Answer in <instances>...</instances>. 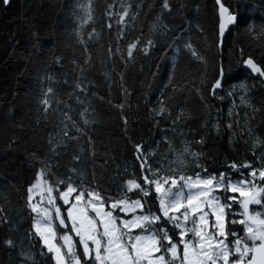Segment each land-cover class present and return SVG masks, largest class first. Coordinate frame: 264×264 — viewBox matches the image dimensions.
I'll return each mask as SVG.
<instances>
[{"label": "snow or ice", "instance_id": "obj_1", "mask_svg": "<svg viewBox=\"0 0 264 264\" xmlns=\"http://www.w3.org/2000/svg\"><path fill=\"white\" fill-rule=\"evenodd\" d=\"M11 3L0 0L4 7ZM64 7L71 23L67 35L82 49L79 58L72 57L70 68L66 69L65 57L56 53L63 33L50 24H32L26 43L13 37L28 64L35 61L39 68L33 132L39 134L36 125L42 120L56 119L46 140L29 137L22 143L13 136L0 148V200L10 204L7 193L18 187L30 220L21 233L19 222L0 206V247L16 253L18 264H37L36 246L40 264H264V211H250V206L264 209V131L249 125L257 115L264 117V103L256 107L251 101L254 88L264 90V50L259 58L245 57L243 48L236 55V47L229 43L233 33L264 37V0H212L208 17L201 15L203 5L193 9L191 0H159L148 33L140 30L131 38L129 25L141 16L147 18L153 5L145 0H106L104 27L109 35L115 31L117 39L106 48L100 75L109 95L116 88L123 98L106 102L119 112L123 135L130 142L132 122L126 110L132 107L133 90L127 84V70L138 66V57L164 58L170 69L158 95L149 99L148 77L155 78L157 72L149 69L145 74L140 66L147 119L152 124L148 131L158 130L159 139L153 140L156 147L151 151L143 141L132 142L133 171L117 167L116 175L107 181L102 174L97 177L98 161L102 159L99 166L107 169L115 157L106 147L101 146L103 151L97 147L89 127L95 124L90 97L97 95V85L89 78L94 71L89 44L99 40L100 33L93 27L87 40L82 34L85 25L96 20V0H71ZM198 41H203V47ZM192 62L203 67L199 82L178 85L177 74ZM154 67L158 71L160 65ZM53 69L63 74L62 81ZM67 89H71L68 99L79 107L58 98ZM181 90L188 93L185 107L191 99L202 109L198 116L186 113L185 107L173 113L169 92ZM18 94L13 91V98ZM240 107L251 111L241 117ZM10 114L16 128L24 130L23 120L16 121L14 112ZM195 119H200L205 133L215 130L219 135L223 126L230 143L243 119L242 135L247 137L244 143L251 144L253 159H232L225 162L224 171L209 173L203 152L205 134L194 141L201 146L198 151L185 141L176 154L179 167H173L168 161L171 140L185 130L193 134L189 125ZM24 173L31 175L24 178ZM113 184L115 193L110 191Z\"/></svg>", "mask_w": 264, "mask_h": 264}, {"label": "trees", "instance_id": "obj_2", "mask_svg": "<svg viewBox=\"0 0 264 264\" xmlns=\"http://www.w3.org/2000/svg\"><path fill=\"white\" fill-rule=\"evenodd\" d=\"M71 0H12L11 6L4 7L0 5V148L10 137H18L23 143L28 140L29 137H34L35 141H39L41 138L47 139L48 133L52 131L51 121L56 117H50L49 121H41V125H36V135L33 132L32 122L37 119V99L39 95V89L36 87L37 62L29 65L27 60L23 58L21 53L23 49L17 50L15 40H19L22 43H26L28 39V29L32 24H50L53 29H58L63 33L61 42L56 48V53L65 57L66 69L71 67V59L73 56L79 58L82 55L81 47L76 43L75 39L69 35L71 31V23L68 21V13L64 7L65 4L70 3ZM106 0H96V20L90 22L89 25H85L83 30V36L85 40L88 39V33L92 31L94 27L97 32L100 33V39L93 41L89 44V51L92 53V63L94 71L89 77L96 83L95 89L97 95L90 97V100L94 106L95 114L92 117L95 120V124L89 125L94 131L97 137V147L103 151L104 147L108 149L109 156L115 157V163L107 169L101 168L99 165L103 163V160L98 161L96 168L97 177L102 174L107 181L109 177L116 175V169L119 167L123 169L128 168L129 173L133 171V165L135 164L134 150L132 142L143 141L145 147L151 151L156 145L153 140L159 139V131L153 129L152 133H149V129L152 127L151 122L147 119V108L145 107V75L141 74L140 66H143L144 73L147 74L149 69L156 71V77H148L152 82V88L148 92V98L152 99L158 95V89L162 87V83L167 82V76L170 72L169 65L166 59L144 60L142 57L137 58L138 66L136 68H129L126 72L127 84L133 90L131 97L132 107L127 111V116L132 127L129 129V135L132 138L130 142L123 135L121 127L120 114L114 107H109L106 102L108 99L114 102L122 101V97L119 96L118 89L113 88L109 95L108 87L103 76L100 75L101 61L106 59V48L109 42L115 44L116 33L115 31L109 35L108 30L104 27L103 10ZM193 9L197 5H203L201 7L202 17L209 16V9L212 5V0H191ZM229 2L235 3V0H229ZM145 3H151L153 5V11L149 13L148 17H139V22L135 25H129L130 38L138 35L140 30L148 33L149 25L154 19L155 6L159 3V0H145ZM148 13L147 8L143 9ZM28 21L32 23L29 24ZM259 23V22H257ZM49 33H45V38ZM15 37V40H13ZM203 47V41H198ZM229 43L233 44L236 49V55H239V49H244L245 57L249 54L260 57L262 50H264V37H260L256 34L252 36L246 35L243 32L237 35L233 33V36L229 38ZM209 55L211 53L209 52ZM156 56H161L160 53H156ZM155 64H159V70L154 67ZM121 71L124 69L121 68ZM53 73L62 81L64 79L63 74L52 70ZM203 71V67L197 63H190L187 67L182 68L181 72L177 74L178 85L184 84L186 81L191 80L198 83V77ZM249 83H254L249 81ZM19 91L18 97L13 98L12 92ZM71 89L62 90L58 97L63 102L69 103L73 108L79 107L75 100H69L67 93ZM173 96L172 110L176 114L181 107H185V97L187 92L181 90L175 94L169 92ZM104 97V100L99 97ZM251 101L253 105L259 107L264 103V90L259 87L253 89ZM229 101H225V105H229ZM237 103L239 101L237 100ZM202 109L196 104L194 100L189 99L185 112L198 116ZM241 117H243L245 111H251V109H245L240 107L237 109ZM15 114V120L25 123L24 130H19L13 123V115ZM215 113L213 112V117ZM224 118L227 122V107H225ZM82 123V121H81ZM200 119H195L190 123V127L193 130V134H188L185 130L184 135H176L172 138L173 151L169 154L168 161L173 167H179V162L176 160V154L181 152L186 146L185 141H188L192 151H198L201 146L195 144L194 141L198 140L201 135H207V143L203 146L204 159L206 161V167L209 173H218L224 171V165L226 161L236 160H252L251 144L246 145L244 143V137L242 130L244 126V120L241 119L239 126L235 128L234 135L232 136V142H229L228 133L221 127L220 134L218 135L215 130H209L205 133V130L200 127ZM251 127L257 128L259 131H264V117L257 115L255 122H249ZM264 139V137H261ZM31 143V142H30ZM104 146V147H101ZM161 148L167 151V149L161 145ZM111 163V162H110ZM187 163V161L185 162ZM167 166V165H166ZM259 167V165H256ZM199 171V169H194ZM193 171V169H188ZM31 173H24V178L30 176ZM89 179H91V169L89 168ZM237 177L233 174V179ZM15 184V181H13ZM107 187V183L105 184ZM264 186V185H262ZM110 191L115 193L117 191L116 185L113 184ZM10 204H5L3 200H0V206L7 208V211L13 220L19 222L21 233L24 228L29 225L30 220L26 212L23 211V192L18 187L10 188L7 193ZM131 195V194H129ZM133 199L138 198L133 196ZM252 211H264L259 206H251ZM237 211H239L237 207ZM11 235V233H10ZM39 247L36 246L33 252L36 256L37 264H40L41 258L39 257ZM0 262L2 264H18L16 253H8L3 247H0Z\"/></svg>", "mask_w": 264, "mask_h": 264}, {"label": "rangeland", "instance_id": "obj_3", "mask_svg": "<svg viewBox=\"0 0 264 264\" xmlns=\"http://www.w3.org/2000/svg\"><path fill=\"white\" fill-rule=\"evenodd\" d=\"M250 211H252L251 206H250ZM257 211H259V210H257Z\"/></svg>", "mask_w": 264, "mask_h": 264}]
</instances>
